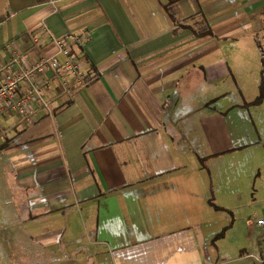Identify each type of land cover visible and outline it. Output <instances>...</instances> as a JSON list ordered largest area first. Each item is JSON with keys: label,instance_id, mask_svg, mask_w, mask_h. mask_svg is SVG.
Listing matches in <instances>:
<instances>
[{"label": "crops", "instance_id": "1", "mask_svg": "<svg viewBox=\"0 0 264 264\" xmlns=\"http://www.w3.org/2000/svg\"><path fill=\"white\" fill-rule=\"evenodd\" d=\"M164 2L0 0V63L15 51L53 53L51 35L84 80L68 91L52 81L51 112L1 123L7 209L21 231L11 264L223 262L212 241L223 215L206 201L196 147L203 157L240 145L245 116L210 102L223 103L229 77L244 96L240 77L259 70L264 0H177L173 22ZM236 96L225 111L255 91Z\"/></svg>", "mask_w": 264, "mask_h": 264}, {"label": "rangeland", "instance_id": "2", "mask_svg": "<svg viewBox=\"0 0 264 264\" xmlns=\"http://www.w3.org/2000/svg\"><path fill=\"white\" fill-rule=\"evenodd\" d=\"M260 38L256 39L261 50V55L257 60H255L253 47L255 56L253 63L260 67L259 70L255 72L256 75L240 77L244 96H250L253 91H255V96L242 103L240 109L230 107L225 111V104L231 105L236 101V95L241 101L245 99L241 89V94L236 90L239 87L237 82L235 91L231 88L233 77H229L225 86H228L229 93L223 103L221 100L210 102L224 116L235 115L239 112L245 116L247 122L240 145H235V148L224 153L218 152L203 157L204 145L200 148L202 143L199 142L196 147L197 162L207 170L209 193L206 201L211 203H208L211 207L212 205L218 207V209L212 208L221 211L220 215H223L219 217L222 219L219 224H223L219 230L223 227L224 229L212 240L219 260L223 261L221 264H264V261L259 262L254 258L256 256L264 259V226L256 225L257 219L264 220V38ZM244 50L249 54L248 46L244 47ZM246 60V66L251 67L253 63H250L248 58ZM249 80L251 84L254 81L257 82L252 89H250ZM260 83L263 94L260 101L254 102ZM199 130L198 128L197 132ZM200 134L196 135L200 136ZM3 169L6 172L0 174V264H11L13 234L15 232L17 240L20 241L18 233L21 231L16 218L12 217L7 209V206H11V174L5 165L0 166V172ZM26 247L35 246L26 244V239H22L20 248ZM43 264H66V262L50 260Z\"/></svg>", "mask_w": 264, "mask_h": 264}, {"label": "built area", "instance_id": "3", "mask_svg": "<svg viewBox=\"0 0 264 264\" xmlns=\"http://www.w3.org/2000/svg\"><path fill=\"white\" fill-rule=\"evenodd\" d=\"M42 30L47 32L45 27ZM50 39L54 48L51 54L30 59V51H15L0 63V127L13 116L28 122L37 116L38 110L51 112L45 95L52 81L64 91L84 83L81 65L70 55L65 42L51 35ZM46 71L51 75H46ZM256 225L264 226V220L257 219Z\"/></svg>", "mask_w": 264, "mask_h": 264}, {"label": "trees", "instance_id": "4", "mask_svg": "<svg viewBox=\"0 0 264 264\" xmlns=\"http://www.w3.org/2000/svg\"><path fill=\"white\" fill-rule=\"evenodd\" d=\"M177 0H165V2L162 4V8H163V10H164V12L166 13V15L169 17V19L171 20V22H173L174 21V18H173V13H172V5L176 2ZM205 33H208V35L209 34H211L210 33V31L209 30H205ZM199 34V33H198ZM261 83L258 85L259 86V91H258V95L254 98V102L255 101H260V98H261V96H262V94H263V88L261 87ZM208 203H210V202H208ZM211 204V203H210ZM212 207L214 208V209H218V207H216L215 205L213 206L212 205ZM224 229V227L221 229V230H219L216 234H214V236H213V238L212 239H214V238H216L217 236H219L220 235V233H221V231Z\"/></svg>", "mask_w": 264, "mask_h": 264}]
</instances>
